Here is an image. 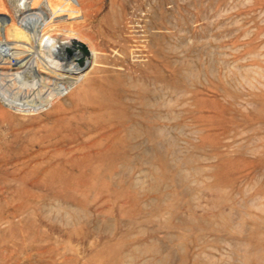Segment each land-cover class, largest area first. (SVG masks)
<instances>
[{
    "label": "rangeland",
    "instance_id": "rangeland-1",
    "mask_svg": "<svg viewBox=\"0 0 264 264\" xmlns=\"http://www.w3.org/2000/svg\"><path fill=\"white\" fill-rule=\"evenodd\" d=\"M0 264H264V0H0Z\"/></svg>",
    "mask_w": 264,
    "mask_h": 264
},
{
    "label": "water",
    "instance_id": "water-1",
    "mask_svg": "<svg viewBox=\"0 0 264 264\" xmlns=\"http://www.w3.org/2000/svg\"><path fill=\"white\" fill-rule=\"evenodd\" d=\"M5 19H7V18L5 17ZM74 43H75L76 48L80 52V56L75 58V61L79 67L83 68L86 65L85 60L89 57L90 53H89L88 49H86V47L83 44H81L79 42H74ZM65 50H66V54L68 57L71 56V54L73 53V49H71L70 47H65Z\"/></svg>",
    "mask_w": 264,
    "mask_h": 264
}]
</instances>
